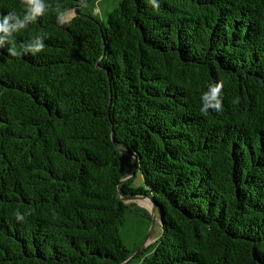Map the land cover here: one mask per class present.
<instances>
[{"label":"trees","instance_id":"trees-1","mask_svg":"<svg viewBox=\"0 0 264 264\" xmlns=\"http://www.w3.org/2000/svg\"><path fill=\"white\" fill-rule=\"evenodd\" d=\"M97 1L44 0L14 34L44 50L0 49V264H264V0H120L105 21ZM136 196L160 227L137 254Z\"/></svg>","mask_w":264,"mask_h":264},{"label":"clouds","instance_id":"clouds-1","mask_svg":"<svg viewBox=\"0 0 264 264\" xmlns=\"http://www.w3.org/2000/svg\"><path fill=\"white\" fill-rule=\"evenodd\" d=\"M149 4L154 9H159V5L156 0H148ZM24 6L23 17L17 15L14 12H9L7 14H0V49H3L5 42L10 45L8 47V54L10 56H23L31 54L35 56L36 54L42 52L45 48L44 39L46 36L43 34L34 36L26 44H21L19 50H17L15 35L23 29H26L30 24L37 21L45 11L51 7V5L45 4L44 0H21ZM57 12V22L61 25L67 22L66 17L71 18V10H61V6H56ZM223 89L222 83L210 84L208 91L203 94V107L201 108L202 114H207L208 110L211 108L214 111H222V101L221 93ZM238 98L234 103H238ZM17 221H23V217L18 213L14 214Z\"/></svg>","mask_w":264,"mask_h":264},{"label":"rangeland","instance_id":"rangeland-1","mask_svg":"<svg viewBox=\"0 0 264 264\" xmlns=\"http://www.w3.org/2000/svg\"><path fill=\"white\" fill-rule=\"evenodd\" d=\"M119 2L120 0H98L97 3L88 6L86 12H90L96 18L105 21L106 14L112 11V9L116 7ZM71 13V18L66 17L67 21L75 16L73 11H71ZM133 178L134 185H138L141 182L140 175L136 176L134 174L133 176H131V179ZM125 203L133 204L136 209L142 210L144 215L152 220V203L148 198L136 196L135 199H127ZM151 228V223L149 225V220H147L146 218L135 216L133 214L127 216L124 227L121 229V235L127 245V248L129 250H134L139 247L138 250L140 253L142 250L155 242L156 238L160 234V227L158 222L155 221L152 230ZM147 237L148 239L146 241ZM129 264H142V262L138 258H136Z\"/></svg>","mask_w":264,"mask_h":264},{"label":"water","instance_id":"water-1","mask_svg":"<svg viewBox=\"0 0 264 264\" xmlns=\"http://www.w3.org/2000/svg\"><path fill=\"white\" fill-rule=\"evenodd\" d=\"M76 11H77V8L76 9H74V14H75V16L77 15V13H76ZM126 153V152H125ZM134 175V161L132 162V169H131V172H130V176H128L127 178H125L124 180H122L121 182H124V181H126V180H128V179H131V176H133ZM146 198H148L150 201H151V203H152V216H151V218H152V220H151V227L153 228V226H154V224H155V221H157L158 222V220H156L157 219V217H156V212H155V205H154V203L152 202V200L149 198V197H146ZM124 201H126L127 199H135V197H129V198H122ZM152 228H151V230H152ZM151 232V231H150ZM149 236H150V234H149ZM148 236V237H149ZM148 237L146 238V241H147V239H148ZM137 253H139V251L138 252H136V254ZM131 258V257H130Z\"/></svg>","mask_w":264,"mask_h":264}]
</instances>
